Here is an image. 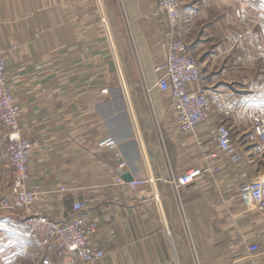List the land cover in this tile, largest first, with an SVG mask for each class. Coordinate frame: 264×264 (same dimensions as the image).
I'll return each instance as SVG.
<instances>
[{
  "label": "crops",
  "instance_id": "0c3cea01",
  "mask_svg": "<svg viewBox=\"0 0 264 264\" xmlns=\"http://www.w3.org/2000/svg\"><path fill=\"white\" fill-rule=\"evenodd\" d=\"M180 2V32L205 73L191 88L213 99L192 134L179 131L170 94L154 90L170 38L158 0H0L19 124L40 144L28 181L39 197L20 217L65 223L73 202L84 201L82 214L98 223L93 241L106 253L99 264H264V213L242 202L250 178L230 170L216 141L221 124L242 144L248 120L264 122V0ZM107 136L117 149L99 147ZM254 154L244 163L253 171L261 162L264 176V154ZM207 166L220 171L174 188V177ZM127 172L144 182H120ZM17 212L0 216V264H59L47 252L52 243L24 244L12 228Z\"/></svg>",
  "mask_w": 264,
  "mask_h": 264
},
{
  "label": "built area",
  "instance_id": "2783aa9c",
  "mask_svg": "<svg viewBox=\"0 0 264 264\" xmlns=\"http://www.w3.org/2000/svg\"><path fill=\"white\" fill-rule=\"evenodd\" d=\"M160 11L166 16L170 27L165 62L158 66L157 87L170 94L177 114L178 129L183 134H192L198 125L208 121L212 113L213 99L204 90L191 88L200 85L205 73L198 58L190 50L180 32L183 18L180 0H158ZM22 108L16 100L6 73V56L0 48V120L5 129L6 150L11 164L10 194L0 203L3 210L29 208L37 202L39 193L28 188L31 177V161L40 146L37 140L25 138L19 124ZM261 115L251 117L254 131L249 140L255 142V151L264 150V123ZM216 141L221 152L231 163H241L245 153L233 140L232 131L226 124L217 128ZM99 147L118 148L113 136L100 139ZM212 155L209 156L211 158ZM125 163L120 162V168ZM217 167H194L172 179L174 188L181 189L198 181L205 173L216 172ZM135 188L143 180L126 182ZM240 195L248 209L256 208L264 213V180L257 178L246 181L241 186ZM87 207L81 200L73 202L72 216L65 223H59L42 213H28L20 219L12 220V228L30 235H40L56 241L57 256L62 264H99L106 253L93 241L98 223L86 218L82 211Z\"/></svg>",
  "mask_w": 264,
  "mask_h": 264
},
{
  "label": "rangeland",
  "instance_id": "374dc122",
  "mask_svg": "<svg viewBox=\"0 0 264 264\" xmlns=\"http://www.w3.org/2000/svg\"><path fill=\"white\" fill-rule=\"evenodd\" d=\"M262 19V18H261ZM264 19V17H263ZM106 21V20H105ZM264 22V21H263ZM5 56H6V53L4 52ZM254 54H250V56L252 57ZM250 57V67H254V63L256 62H253L252 58ZM256 60V59H255ZM258 66L259 68V71H261L259 74L262 76V79L264 78V56L260 57L259 60H258ZM7 73V71H6ZM116 73H117V70L115 69V71H111V76H116ZM260 76V77H261ZM7 78H8V75H7ZM9 79V78H8ZM8 83L9 85L12 87V90H13V94L15 96V93H16V89L17 87L12 84L9 80H8ZM123 87V85H122ZM127 91V89H125ZM154 90L156 91H159L158 87H157V82L156 84L154 85ZM102 93L103 94H106L108 93V89L107 88H104L102 89ZM16 98V96H15ZM17 100V98H16ZM18 101V100H17ZM19 103V101H18ZM261 118V121L263 122L262 120V117L260 116ZM248 123L251 124L250 120H248ZM264 123V122H263ZM247 124V123H246ZM252 125V124H251ZM254 131L253 129V125H252V128H250L247 133H246V136H247V139L245 142H243L242 144L239 143L238 141H235L234 139V142L236 144L239 145V147L243 150V152L246 154L249 150V153H254L255 149L254 147L256 146L255 142H251L249 140V136L250 134ZM245 136V137H246ZM257 152V154H254L257 158L256 159H259V161L262 159V157L260 158L259 156V153H263L264 154V150L261 151V152H258V151H255ZM262 154V155H263ZM248 156L245 155V160L241 163H231V167H230V170L231 171H234V173L236 175L240 174L241 173V176L243 175H247L248 178H250L249 180H252V179H257V178H260L262 180H264V176L263 175H259V172H258V167L260 166V163L257 164V166L255 167V170H251L247 165V163H244L247 161V158ZM7 160H9V157L7 155V150H6V138H5V129L1 123V120H0V203L1 201L8 197L9 194H10V186H11V180H10V168H11V164H10V161L8 162ZM215 167V166H214ZM12 170V168H11ZM217 171H220L219 167H217ZM264 173V167H261L260 168V173ZM256 176H259V177H256ZM249 180H246V181H249ZM244 181V182H246ZM243 182V183H244ZM243 183L240 185V190H241V186L243 185ZM240 190H239V194H240ZM240 198L243 202V199L240 195ZM244 203V202H243ZM17 210H19V212H17V216H19V219L23 216L20 217V210L21 209H16V210H3L0 208V216L3 214V212H16ZM25 211H27L26 209H24ZM260 211V210H259ZM28 213V212H27ZM263 213V212H262ZM264 215V214H263ZM16 231V230H15ZM20 233V237L24 239V244L27 243L29 245H37V247L40 246V243H39V240H43L45 243H52L51 245V251H47V252H53L55 253L56 255V258L57 260L59 261V264H62L61 260L58 258L57 256V250H56V241L54 239H50V238H46V237H41L40 235H30V234H26V233H23L22 231H17ZM41 242V241H40ZM42 243V242H41ZM33 264V262H32Z\"/></svg>",
  "mask_w": 264,
  "mask_h": 264
},
{
  "label": "water",
  "instance_id": "95a60500",
  "mask_svg": "<svg viewBox=\"0 0 264 264\" xmlns=\"http://www.w3.org/2000/svg\"><path fill=\"white\" fill-rule=\"evenodd\" d=\"M123 178H124L126 181H133V180H134V177H133L132 174L129 173V172L124 173V174H123Z\"/></svg>",
  "mask_w": 264,
  "mask_h": 264
}]
</instances>
